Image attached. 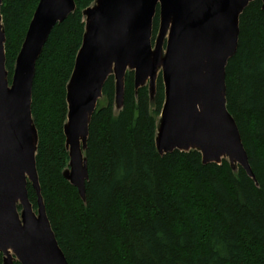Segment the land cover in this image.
<instances>
[{"label": "trees", "instance_id": "1", "mask_svg": "<svg viewBox=\"0 0 264 264\" xmlns=\"http://www.w3.org/2000/svg\"><path fill=\"white\" fill-rule=\"evenodd\" d=\"M94 1L75 0V12L53 28L33 84L41 193L69 264H264L262 0H254L241 14L238 50L226 68L227 108L256 181L226 159L204 165L197 150L160 155L155 139L165 100L162 76L151 100L148 86L136 91L134 72L128 71L123 108L115 111V79L110 76L103 88L108 103L92 117L84 201L64 177L70 160L64 124L67 83L85 32L83 11ZM38 3L3 1L10 76ZM158 26L159 8L153 40ZM28 194L37 210L30 183Z\"/></svg>", "mask_w": 264, "mask_h": 264}, {"label": "water", "instance_id": "2", "mask_svg": "<svg viewBox=\"0 0 264 264\" xmlns=\"http://www.w3.org/2000/svg\"><path fill=\"white\" fill-rule=\"evenodd\" d=\"M0 0V252L4 264H69L48 218L37 169L39 133L32 114L36 64L75 0H39L10 82ZM254 0H95L83 11L85 32L67 84L64 177L86 200L90 123L110 76L115 108L125 80L149 85L162 76L165 100L155 139L160 155L197 150L204 165L223 159L256 181L236 120L227 108L226 68L238 50L240 16ZM263 8H264V0ZM159 28L153 40L154 18ZM28 183L37 193V210ZM21 207V209H19Z\"/></svg>", "mask_w": 264, "mask_h": 264}, {"label": "rangeland", "instance_id": "3", "mask_svg": "<svg viewBox=\"0 0 264 264\" xmlns=\"http://www.w3.org/2000/svg\"><path fill=\"white\" fill-rule=\"evenodd\" d=\"M38 6V5H37ZM91 6V5H90ZM37 8V7H36ZM36 10V9H35ZM35 12V11H34ZM33 15H34V13H33ZM32 18H33V16H32ZM83 18H84V16H83ZM32 20V19H31ZM31 22V21H30ZM30 25V24H29ZM4 28H5V26H4ZM28 28H29V26H28ZM158 28H159V26H158ZM28 30V29H27ZM157 33H158V31H157ZM156 36H157V34H156ZM156 36H155V38H156ZM154 38V39H155ZM24 42V41H23ZM23 44V43H22ZM21 47H22V45H21ZM5 49H6V47H5ZM20 50H21V48H20ZM20 50H19V52H20ZM19 52H18V54H19ZM18 54H17V56H18ZM17 56H16V58H15V62H14V67H13V71H12V76H13V72H14V68H15V63H16V59H17ZM77 56V55H76ZM6 62H7V58H6ZM74 69V68H73ZM72 73H73V70H72ZM72 73H71V75H72ZM128 73V72H127ZM12 76H10V74H9V79H10V82H11V79H12ZM71 77V76H70ZM126 81V80H125ZM69 82V81H68ZM68 84V83H67ZM146 86H148V89H149V85L147 84ZM156 90H157V86H156ZM155 93H156V91H155ZM149 94H150V90H149ZM154 96H155V94H154ZM154 96H153V98H154ZM151 97V96H150ZM153 98H151V100H153ZM108 103V101H107V99L104 97V96H102V98L99 100V103H98V107H103V106H106V104ZM151 106H153V105H151ZM115 111L118 113L119 111H120V109H117V108H115ZM67 117V116H66ZM34 118V117H33ZM159 119H160V116H158L157 117V126H158V121H159ZM67 120V119H66ZM156 134H157V128H156ZM19 209H21V207H19Z\"/></svg>", "mask_w": 264, "mask_h": 264}]
</instances>
